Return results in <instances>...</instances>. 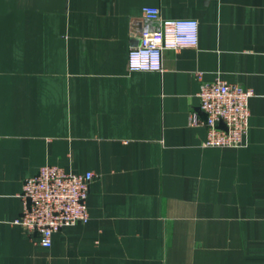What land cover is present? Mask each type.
<instances>
[{
    "label": "crops",
    "instance_id": "obj_1",
    "mask_svg": "<svg viewBox=\"0 0 264 264\" xmlns=\"http://www.w3.org/2000/svg\"><path fill=\"white\" fill-rule=\"evenodd\" d=\"M149 7L199 44L132 72ZM218 78L254 92L239 148L192 123ZM45 165L98 175L51 247L15 223ZM0 264H264V0H0Z\"/></svg>",
    "mask_w": 264,
    "mask_h": 264
},
{
    "label": "built area",
    "instance_id": "obj_2",
    "mask_svg": "<svg viewBox=\"0 0 264 264\" xmlns=\"http://www.w3.org/2000/svg\"><path fill=\"white\" fill-rule=\"evenodd\" d=\"M145 22L139 42L129 52L128 67L137 72H163L164 53L197 47L200 27L194 19L171 20L160 9H144ZM251 89L223 79L200 82L199 113L192 123L208 130L206 147L239 148L248 134ZM97 174H76L53 165L41 167L35 177L25 180L23 213L15 221L30 237H38L45 247L53 245L54 235L64 227L85 224L90 219L87 200Z\"/></svg>",
    "mask_w": 264,
    "mask_h": 264
}]
</instances>
